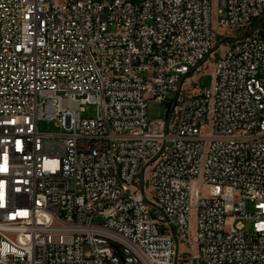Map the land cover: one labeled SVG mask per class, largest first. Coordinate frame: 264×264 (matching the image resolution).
Here are the masks:
<instances>
[{
  "label": "built area",
  "instance_id": "1",
  "mask_svg": "<svg viewBox=\"0 0 264 264\" xmlns=\"http://www.w3.org/2000/svg\"><path fill=\"white\" fill-rule=\"evenodd\" d=\"M184 257L264 264V0H0V264Z\"/></svg>",
  "mask_w": 264,
  "mask_h": 264
},
{
  "label": "rangeland",
  "instance_id": "2",
  "mask_svg": "<svg viewBox=\"0 0 264 264\" xmlns=\"http://www.w3.org/2000/svg\"><path fill=\"white\" fill-rule=\"evenodd\" d=\"M99 1H111V0H99ZM141 1V0H137ZM214 29L217 35H219L222 30L219 29L216 25V17H214ZM222 38L219 36L218 44ZM216 46V47H217ZM220 52L217 50L213 53L211 57L208 58L205 64H203L199 69H197L194 73H192L188 79L185 81L184 87H188L191 90L196 89H206L210 88L213 83V69L215 66V62L219 57ZM170 109V108H169ZM165 112V106L160 105L156 102H152L149 105V117L150 119H158L163 118ZM97 115V108L96 106H88L86 108V112L84 113V117L86 118H95ZM38 129L40 132L44 133H59L60 129L57 127L56 123L53 121L43 120L40 121L38 124ZM248 213H253V208L250 204L247 206ZM101 221H98L97 224H100ZM189 228H190V235L194 236L196 232V220L195 214H192V217L189 221ZM246 235H250L252 233V223L245 222V230ZM180 256L183 255L185 252V248L183 245H180ZM179 264H189L188 257H184L183 260Z\"/></svg>",
  "mask_w": 264,
  "mask_h": 264
},
{
  "label": "water",
  "instance_id": "3",
  "mask_svg": "<svg viewBox=\"0 0 264 264\" xmlns=\"http://www.w3.org/2000/svg\"><path fill=\"white\" fill-rule=\"evenodd\" d=\"M171 107V104H167V108L169 109Z\"/></svg>",
  "mask_w": 264,
  "mask_h": 264
}]
</instances>
